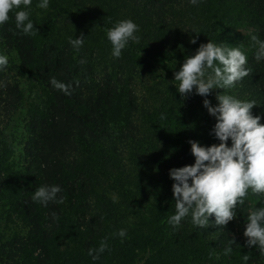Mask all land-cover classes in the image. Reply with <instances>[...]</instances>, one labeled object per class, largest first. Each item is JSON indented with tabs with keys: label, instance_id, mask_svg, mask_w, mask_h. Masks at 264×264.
<instances>
[{
	"label": "trees",
	"instance_id": "obj_1",
	"mask_svg": "<svg viewBox=\"0 0 264 264\" xmlns=\"http://www.w3.org/2000/svg\"><path fill=\"white\" fill-rule=\"evenodd\" d=\"M38 2L34 34L16 29L14 12L0 26V53L9 56L0 71V264H264V252L243 235L264 194L249 191L226 226L168 223L169 170L194 163L190 140L219 143L205 97L182 96L174 73L208 40L240 47L249 76L207 99L216 105L224 91L254 100L264 123V59H255L251 40H264V0H50L47 9ZM124 19L139 25L140 39L115 58L106 33ZM81 35L76 52L69 38ZM52 78L72 83L71 95ZM42 185H59L63 203L34 201ZM105 240L93 261L89 249Z\"/></svg>",
	"mask_w": 264,
	"mask_h": 264
},
{
	"label": "clouds",
	"instance_id": "obj_2",
	"mask_svg": "<svg viewBox=\"0 0 264 264\" xmlns=\"http://www.w3.org/2000/svg\"><path fill=\"white\" fill-rule=\"evenodd\" d=\"M198 5L200 0H190ZM50 0H39L38 7L47 9ZM23 5V7H21ZM32 0H0V26L10 19L14 12L15 27L24 35L37 32L31 16ZM139 25L131 19L116 22L107 30V40L111 44V54L120 58L122 51L130 42H138ZM84 36L70 37L69 43L76 52L84 44ZM251 40L258 45L255 59H264V40L251 35ZM195 44L196 38L190 40ZM85 63L84 60L80 61ZM248 57L240 47H230L226 43L208 40L200 44L195 54L186 56L179 70L174 73L178 81L177 91L182 96L195 94L205 97L203 107L215 118L210 134L219 141L209 146L190 140V152L194 163L169 170V177L174 182L171 190L175 201V213L168 223L179 227L185 218L200 228L209 226H226L236 217L237 205H243L245 197L253 194H264V123L260 115H253L252 109L257 105L254 100H241L231 94L217 93L218 103L213 105L207 97L215 89H231L236 83L249 76ZM9 65V56L0 53V71ZM51 84L65 95H71L72 83L51 79ZM78 85L79 81H75ZM3 85L0 84V87ZM230 141V145L229 142ZM62 192L59 185H42L35 190L32 199L47 207L49 202L63 203L58 196ZM54 219H58L55 213ZM126 229H120L116 235L123 238ZM243 235L249 247L258 246L264 252V206L256 208L247 216ZM229 246L224 254L232 252ZM108 248L102 241L98 248L89 249L93 261ZM246 262L249 257L243 255Z\"/></svg>",
	"mask_w": 264,
	"mask_h": 264
},
{
	"label": "rangeland",
	"instance_id": "obj_3",
	"mask_svg": "<svg viewBox=\"0 0 264 264\" xmlns=\"http://www.w3.org/2000/svg\"><path fill=\"white\" fill-rule=\"evenodd\" d=\"M21 121H22L21 116L17 117V119L15 120V124L17 125L18 130H21V128H22Z\"/></svg>",
	"mask_w": 264,
	"mask_h": 264
}]
</instances>
